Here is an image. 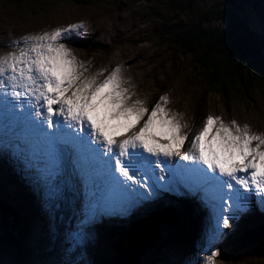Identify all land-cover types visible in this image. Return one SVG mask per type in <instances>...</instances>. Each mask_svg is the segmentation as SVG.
<instances>
[{
	"label": "rangeland",
	"instance_id": "1",
	"mask_svg": "<svg viewBox=\"0 0 264 264\" xmlns=\"http://www.w3.org/2000/svg\"><path fill=\"white\" fill-rule=\"evenodd\" d=\"M85 1L87 2L83 4H75L65 3L63 0H0V39L3 41V39L9 37V42L12 43L14 36L22 38L28 35L41 34L61 27L62 23L78 24L72 21L75 18L85 19L82 23L84 25L82 35L72 36L66 43L71 44L76 49L75 41L79 39L82 42L84 38H87L86 41H83L82 47H78L81 55H85L83 61L86 68H91L97 64L103 70V63L113 57L117 61L118 59H131L132 63H134L131 64L132 66L130 65L132 73L129 72L128 68L119 67V76H122L129 86L138 90L145 99L152 96L151 101H143V104L149 110L160 102V98L165 96L166 92L171 94L170 90L172 89L173 97H170L173 100V104L179 108H181L180 106L187 107L185 115L180 118L181 123L184 124L185 120L188 119L190 121L193 117L194 129H186L190 139L192 138L191 133H194V135L198 133L209 115L221 117L226 124L232 120H236L241 126L246 123L251 130L255 127L254 132L264 134V93L255 81L250 82L251 80L247 78V80L240 83L243 84L245 82L247 85L244 94L227 85L222 86L223 88L214 87L216 84H210L211 81L208 80L209 72L201 70L197 65V59L200 54L190 55L185 53L175 43L174 38L171 39L165 36L167 27L175 24L174 21H177V24H180L181 27H187L188 24L195 20L198 12L207 8L216 0H196L197 4L190 9L186 8V0ZM242 2L245 13L251 16L259 27H264V0ZM5 49L8 52H13L16 48L5 46ZM2 50L0 48V52ZM207 63L213 64L210 56L207 58ZM117 68L112 67L111 73ZM90 72H92V69ZM196 109L199 115L195 116L194 112ZM177 114L180 117V113L177 112ZM3 157L1 153L0 163L4 160ZM18 163L20 165L18 167L22 169L21 161L19 160ZM73 167L76 171L85 169L76 168L77 166ZM4 187L6 186H0V188ZM26 189L28 188L24 187L19 192V195L30 205V198ZM62 191L64 192V190ZM3 195L7 198L8 203L9 201L12 203L10 207L13 210L12 206H16V203L5 193ZM3 195L0 191V200L6 203ZM253 195L256 197L259 206L264 205L261 197L256 196L254 192ZM171 197L178 200L177 194ZM197 198L200 199V196ZM61 201L62 205H66L65 193L61 195ZM195 202L201 204L198 200ZM37 203H40V201ZM149 204L151 208L160 206V202H157L156 199L149 201ZM234 206L235 203L231 207L234 208ZM179 208L186 209L185 212L181 211L184 215L187 214L188 210L191 211L187 203H182ZM31 210L34 211V208ZM163 210L164 207L161 206L159 210L150 209L147 215L141 219H147L148 221L145 220V222L154 224L156 228H164L165 226L159 227L158 221L152 218L154 212H163ZM32 215L33 218L37 219L33 220V222L28 221L29 228L36 233L37 229H39L37 227H40L37 225H43V221L40 215H37V217L35 214ZM190 216L192 220V214ZM190 216L188 215L189 221ZM196 216L197 220L201 219L208 226V230H204L206 237L201 238V247L196 248L194 242L200 239L198 234L201 231L199 230H202L204 224L200 225V228H192L188 244L180 238L174 242L171 241L172 243H169L168 239H163V241H158L155 246L146 248L140 257L139 263L146 264L151 262L149 259L153 257L155 261L149 264H197L198 260L205 264L204 258L212 250H217L220 253L222 246L229 241L227 238L233 236V232L234 234L240 233L247 229L251 223H247L246 218H241L240 221L243 225L248 226L247 228L234 226L235 229L232 232L231 229L220 230L221 234L219 236L216 234L213 236L215 223L217 222L214 213H210L208 209L205 211L202 209L200 215L197 213ZM131 221L133 219L127 222L130 223L128 232L132 231L137 225L145 224V222L131 224ZM102 222H105L108 226L112 221L107 219L104 221L100 217L96 223ZM2 223L0 218V225ZM182 225H184V229L189 226L188 223H182ZM252 225L251 229L257 228L254 224ZM153 229L159 236L160 234H158L157 230ZM170 229L172 233L165 232L163 234L164 237L171 238L173 237L172 234L174 236L178 235L176 230ZM48 230L44 229V233L48 232ZM115 233L118 232L107 236H98L92 241H90L88 235H83L81 239H77L74 242L70 241V239L58 241L55 245L50 246L48 254L41 253V248L43 247L42 238L36 241L35 239L28 240L32 237V234L23 235L20 241L21 248L20 246L17 248L12 240L8 242V239L0 236V264H45L47 256H54L53 253L56 255L61 254L62 256L63 250L61 248L65 249V258L72 261L73 264H89V260L93 264H97V261H95L96 257H92L91 253L98 254L100 251L102 257L108 258L109 255L111 256V253H109V250L111 252L110 240L107 241L105 239H111ZM155 233H151V235L154 237ZM256 233L264 234V228ZM99 237L105 239L100 240L98 249L93 252L91 249L92 244L97 242ZM208 237H211V239L208 240ZM33 241H35L33 247L27 245V243ZM65 241H67V244H65ZM255 244L264 245V243L258 242H255ZM251 250H253V254L262 255L264 253V250L259 249V246L251 247ZM114 252L115 248L113 255ZM95 254L93 255L95 256ZM232 259L239 261L234 264H264V257L258 258L248 253H242L236 257L231 255L227 258L220 254L217 257L216 264H229ZM58 260L59 258L55 259V262ZM195 260L197 261L195 262Z\"/></svg>",
	"mask_w": 264,
	"mask_h": 264
},
{
	"label": "snow or ice",
	"instance_id": "2",
	"mask_svg": "<svg viewBox=\"0 0 264 264\" xmlns=\"http://www.w3.org/2000/svg\"><path fill=\"white\" fill-rule=\"evenodd\" d=\"M83 28V24H72L22 37L23 47L0 57V89L7 106L13 112L19 110L36 133L37 144L47 145L48 156L54 158L68 144L78 156L86 149L109 157L114 160L112 172L118 174L119 187L139 199L154 195L147 183V166H154L153 172L159 170V181H165L163 165L176 162L204 183L214 182L222 208L236 196L234 185L254 192L264 202V134L246 123L226 124L221 117L209 115L190 139L186 131L190 126L166 108L168 96H162L151 110L140 100L133 102L122 86L119 68L100 83L95 77L83 78L86 68L66 43L82 35ZM22 97L35 111L30 107L25 113ZM61 124L69 131L57 135L53 129ZM119 136L124 138L116 139ZM248 200V196H237L235 207L246 209ZM137 202L135 198L122 201L121 211L127 212ZM236 218L232 214L217 217L216 235L232 229ZM219 255L212 250L205 264H216Z\"/></svg>",
	"mask_w": 264,
	"mask_h": 264
},
{
	"label": "bare ground",
	"instance_id": "3",
	"mask_svg": "<svg viewBox=\"0 0 264 264\" xmlns=\"http://www.w3.org/2000/svg\"><path fill=\"white\" fill-rule=\"evenodd\" d=\"M72 21L78 24H82L85 19L75 18ZM61 25L62 26L60 28H63L72 25V23H62ZM83 30L84 29H82V31ZM71 38L72 37H70L69 39ZM86 40L87 38H84L82 42L79 41V39L75 41L77 45L76 49L71 44H68L77 60L84 65V68H86L83 61L85 55H81L78 47H82L83 41ZM5 46L16 48L13 51L16 52L18 48L23 47L24 45L21 38L18 36H14V40L12 41V43L9 42V37L3 39V41L0 39V48L3 49L2 52H0V57L12 53L8 52L5 49ZM131 64H134L132 63L131 59H118L117 61V59L113 57L103 63V70L97 64L93 66L95 68H86V71H83V78L95 77L97 83H100L111 74L112 67L128 68L129 72L132 73V69H130ZM91 69L92 72H90ZM120 78L123 82L122 86L128 89V94L131 96L133 102L136 100H140L142 102L151 101L152 96L145 99L138 90L129 86L128 82L125 81L122 76H120ZM170 93L171 94L166 92V95L169 98V102L167 103L166 108L171 113H180V118H182L187 111L185 110L187 107L184 108L183 106H180L181 108H179L175 106L173 104V100L171 99V97H173L172 89L170 90ZM22 101L24 103V111L26 114L30 107L32 111H35V108L33 106H29L27 104V98L22 97ZM7 105L8 101H6L4 98L3 89H0V154L2 153L4 156V160H2V163H0V186H6L4 188H0V191L2 195L5 193L9 198L12 199L13 202L16 203V206L12 207V211L18 214V218L20 216L23 221H25V219H28V221L33 222V220H36L37 218H33L32 214H35L36 217L37 215H40L42 217L43 225H37L40 227H37L39 229H37L36 233L29 227H27V230L24 232V234H32V237H30L28 240L35 239L36 241L37 239L40 240V238L43 239V247L41 248V253L48 254L50 252V246L55 245L58 241L70 239V241L74 242L77 239H81L83 235H88V238L90 239V241H92L98 236H107L111 233L118 232L113 234L111 239L99 237L97 242H94L92 244L91 249L93 252L98 249L101 239H105L107 241L110 240V242L113 240H117L115 242L116 245L117 242L128 237V235L132 232H128V225H130V223L127 222L129 220L133 219V221H131V224L145 222V220L147 219L144 220L141 218L147 215V212L150 209L159 210L160 206L164 207L163 211L168 213L170 212L171 215V219L169 222L167 220L158 221V226H165L164 228H156L154 224H148L147 222H145V224L137 225V227H134V229L146 228L147 235L151 236V238H154L151 233H155L153 229L155 228L158 234H160L159 236H157V242L163 241V239H168V242L172 243L171 241L174 242L176 240H179L180 238L181 240L186 241V243L188 244L191 237L190 235L192 233V228H200V225L204 224L201 219H196L197 213L200 215L202 209L203 211H205L206 209L210 210L212 207V211L216 219L217 217L222 215V207L220 205L222 203L219 199L220 193L218 191L217 185L212 182L215 187H211L209 183H204L197 174L192 173L183 167H180L176 162H174V173L178 181L176 185L171 184L167 188H164L163 193L165 197L157 200V202H160V206L158 208H151L149 204L150 199H139L135 196V193H132L131 191L124 192L122 189H117L114 194L107 195L103 181H101L96 174L104 167L103 162L100 161L99 158H97L96 161L93 157V153L87 151L86 149L83 150L78 156L72 146L68 144L62 145V150L56 151L54 158L48 156L46 150L47 145L37 144L36 141L38 137L36 133L32 129L31 125L20 116L19 110L13 112ZM194 115H199L197 109L195 110ZM185 123L190 126L189 129H194L193 117L190 119V121L188 119L185 120ZM254 128L252 129V131H254ZM53 130L58 132L59 135L61 134V130L69 131L68 129L64 128L63 124H61L59 128H54ZM73 135H75L74 132ZM193 136L194 133H191V137ZM123 138V136L116 137V139ZM64 146L67 147V153L65 152L66 149ZM20 149L22 150L20 151ZM19 160L21 161L22 169L18 167ZM180 163L183 164L185 162ZM165 165L169 166L165 167ZM73 166H77L76 168L85 169L76 171ZM163 166L165 167V173L167 174L166 176H168V170L170 169V171H172V162L164 164ZM152 179V183L156 184L159 189L164 187L165 182L159 181L157 170L155 171V173H153ZM24 187L28 188L26 190L29 194L30 205L21 195H19V192L22 191ZM190 187L191 191H194L195 188L198 187L197 192H192L191 198L194 201H200L201 204L192 203L188 200L187 205L189 206L191 211L188 210L187 214L184 215L181 211L185 212L186 209L179 208V205L182 206V203L177 199L172 198L171 196H173L174 194L178 195V193L186 196L188 188ZM62 190H64V192ZM138 191H143V189H138ZM225 191L228 190L225 189ZM64 193L66 205H62L61 201V195H63ZM235 193L239 195V197H249L246 209L241 211L238 210L235 206L234 208H232L231 202L229 201L224 205L223 213L227 212V210L230 208V210L234 214H236L238 219L246 218L247 223H251L250 226L244 231L240 233L238 232L236 234H233V236L228 237L227 240L229 241L222 246L220 254L227 258L231 255L236 257L237 255H240L242 253H248L252 256L260 258L261 255L253 254V251L250 248L245 250L246 248L241 249L237 247H239L243 243L240 242L241 238H248L251 240V243H255V237L264 236V234L256 233L258 230L264 228V205L259 206L256 197L252 193H246L243 189H239L238 186ZM198 196H200V199L197 198ZM133 198L137 199L138 202L134 204V206H132L127 212L121 211V202ZM5 200L7 204L10 203V201L8 203L7 198H5ZM38 201H40V203H37ZM32 208H34V211L31 210ZM100 210H104L108 215L116 214L118 216L115 217L114 215L111 218H107V220L112 221L108 226L105 224V222L97 224L96 222L99 220V218H103V216H101V214L103 215V213H101ZM191 214L192 220L190 216ZM227 214L231 213L228 212ZM188 215L190 216V221ZM182 223H188V228L184 229V225H182ZM252 224H254L257 228L251 229L253 227ZM242 227L246 226L242 224ZM170 228L176 230L178 235L174 236V234H172L173 237L171 238L164 237L163 234L165 232L172 233V230ZM217 228L218 226L216 222L213 236L216 234ZM44 229L49 230L48 232L44 233ZM204 230H208V226L203 225L202 230H199L201 231L198 234L200 239H197L198 241L194 242V246L196 248L202 246L201 238L206 237V233H204ZM207 239L210 240L211 237H208ZM35 241L27 243V245L33 247L35 245ZM65 244H67V241H65ZM61 250H63L62 256L61 254L56 255L55 253H53L54 256H47V261L45 264H73L72 261H69L65 258V249L61 248ZM91 254L92 257H96L95 261L99 260L102 257L100 255V251L98 252V254ZM93 254H95V256ZM109 257H105L104 259L108 260ZM112 257L113 263L114 255ZM57 258H59V260L55 262V259ZM149 260L153 263L155 261V258L152 257V259ZM196 261L197 260H195V262ZM151 262H147L146 264H149ZM237 262L239 261H237L236 259H232L230 260L229 264H234ZM89 264L93 263L89 260ZM199 264L202 263L199 262Z\"/></svg>",
	"mask_w": 264,
	"mask_h": 264
},
{
	"label": "trees",
	"instance_id": "4",
	"mask_svg": "<svg viewBox=\"0 0 264 264\" xmlns=\"http://www.w3.org/2000/svg\"><path fill=\"white\" fill-rule=\"evenodd\" d=\"M65 3L83 4L85 0H63ZM150 1V0H149ZM186 8L190 9L196 0H186ZM237 0L235 6L227 7L223 0H216L207 8L198 12L195 20L181 27L175 24L169 25L165 36L174 38L187 54H200L197 59V65L201 70L209 72L208 80L210 84H216L214 87L224 85L233 88L237 92L244 94L247 85L244 80L255 81L260 90L264 93V27H259L251 16H248L243 8V2L249 0ZM164 36V35H163ZM197 48V50H196ZM211 57L213 64L207 63V58ZM203 72V71H202ZM246 75V77H245ZM10 205L0 200V236L13 241L17 248H21L20 241L24 232L29 227L28 219L25 221L14 211ZM13 207V206H12ZM152 218L161 221L171 219L170 212H154ZM17 236V240H16ZM111 241V256L108 260L101 257L97 264H111L115 242ZM243 242L237 248L251 249L258 247L262 251L264 245L251 243L248 238H241ZM237 246V245H236ZM236 250V249H235ZM19 251V250H17ZM253 251V250H252ZM264 253L260 256H263ZM111 260V261H109Z\"/></svg>",
	"mask_w": 264,
	"mask_h": 264
},
{
	"label": "water",
	"instance_id": "5",
	"mask_svg": "<svg viewBox=\"0 0 264 264\" xmlns=\"http://www.w3.org/2000/svg\"><path fill=\"white\" fill-rule=\"evenodd\" d=\"M223 1L227 7L236 4V0ZM254 241L263 244L264 236L255 237ZM156 243L157 233L154 234V238H151V236L147 235L146 228L133 229L128 237L116 243L112 264H140V256L144 250L148 247H153Z\"/></svg>",
	"mask_w": 264,
	"mask_h": 264
}]
</instances>
